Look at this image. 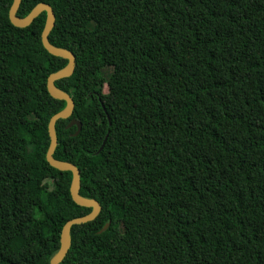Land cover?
<instances>
[{"label":"trees","instance_id":"1","mask_svg":"<svg viewBox=\"0 0 264 264\" xmlns=\"http://www.w3.org/2000/svg\"><path fill=\"white\" fill-rule=\"evenodd\" d=\"M12 2L0 0V264H50L64 224L92 208L46 158L66 106L47 81L68 59L42 43L46 12L18 27ZM40 2L55 12L50 42L76 56L55 82L75 107L54 157L102 206L72 226L60 264H264V0H22L18 17Z\"/></svg>","mask_w":264,"mask_h":264},{"label":"water","instance_id":"2","mask_svg":"<svg viewBox=\"0 0 264 264\" xmlns=\"http://www.w3.org/2000/svg\"><path fill=\"white\" fill-rule=\"evenodd\" d=\"M21 2L22 0H13L11 4V7L9 9V19L12 22V24L18 27H26L30 25L36 17H38L42 12L45 11L46 21L43 31L41 33L42 43L44 47L47 49V51L52 55L68 59V64L64 68L50 74L47 81V88L49 93L54 98L66 101L65 108L54 114L49 121L48 130L50 136V145L46 155L47 161L51 166L57 169L72 172V183L70 187V193L73 200L79 205L92 208V211L89 214L72 218L68 220L62 227L60 234V247L57 253L52 257L50 262V264H60L63 261L64 257L66 256L71 244L72 226L75 224H81L95 219L97 215L100 213L102 206L98 200L94 198H88L80 194V188H81L80 169L74 163L62 161L54 157V152L58 145L56 123L61 118L70 117L75 107V102L72 96L68 92L58 88L55 82L58 79L69 77L73 74L76 66V56L71 50L56 46L52 44L49 40V34L53 29V27L55 26V22H56L55 12L51 5L45 2H40L30 11V13L27 16L21 18L18 17L17 15ZM72 125L78 126L77 131L75 133L78 134L81 131V127H82L81 122L73 119L69 123V126ZM107 136L108 135H106V138L104 139V142L99 150L103 149L106 143ZM109 225L110 223H106L105 226L100 230V232L106 230ZM71 264H82V263H71Z\"/></svg>","mask_w":264,"mask_h":264},{"label":"rangeland","instance_id":"3","mask_svg":"<svg viewBox=\"0 0 264 264\" xmlns=\"http://www.w3.org/2000/svg\"><path fill=\"white\" fill-rule=\"evenodd\" d=\"M109 71H111V68H106V69H105V72H106V73H108ZM104 89H105L104 91H107V86H105Z\"/></svg>","mask_w":264,"mask_h":264}]
</instances>
